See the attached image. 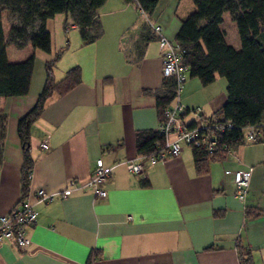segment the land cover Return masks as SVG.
I'll return each mask as SVG.
<instances>
[{
	"label": "crops",
	"instance_id": "1",
	"mask_svg": "<svg viewBox=\"0 0 264 264\" xmlns=\"http://www.w3.org/2000/svg\"><path fill=\"white\" fill-rule=\"evenodd\" d=\"M193 11L192 0H158L146 18L175 42L181 21ZM60 17L63 39L58 47L54 17L47 22L49 54L26 45L16 47L25 55L14 52L11 61L6 48L10 62L34 55V64L28 94L0 97V111L7 115L0 215L29 194L37 216L26 227L30 245L19 249L11 240L3 241L0 264H242L241 255L251 264H264V143L231 148L226 158L210 162L204 174L197 172L192 150L184 144L179 157L146 163L143 177L130 173L126 163L138 159L135 133L155 130L159 122L155 95L163 80L157 36L136 4L123 0H106L99 8L101 35L91 43H83L77 28L66 31L65 22H72ZM226 17L222 25L232 21ZM222 30L226 42L239 49L237 31L231 32L230 43ZM59 51L53 82L73 67L80 68L81 80L64 94L53 93L31 126L28 154L33 165L24 196L17 125L37 104L45 65ZM181 102L213 118L226 102V82L217 76L203 86L186 71ZM42 143L47 151L40 149ZM98 159L111 168L102 186L105 197L95 198L90 188L78 184L65 199H34L38 189L63 191L70 179L85 184ZM247 168L251 181L241 202L235 197L233 174ZM245 208L251 212L248 217Z\"/></svg>",
	"mask_w": 264,
	"mask_h": 264
},
{
	"label": "trees",
	"instance_id": "2",
	"mask_svg": "<svg viewBox=\"0 0 264 264\" xmlns=\"http://www.w3.org/2000/svg\"><path fill=\"white\" fill-rule=\"evenodd\" d=\"M106 0H0V97L28 94L34 55L23 61L8 60L9 44L22 49L30 45L33 50L49 54L51 35L47 22L57 14H64L72 22L83 43H91L101 35L97 20L98 10ZM136 1L146 15L156 8L158 0ZM194 11L181 21L175 43L184 49L183 64L190 77L197 78L203 86L211 84L217 76L226 82V102L210 118L218 124L230 123L231 128L216 133L218 148L208 152L191 148L194 165L199 174L208 171V164L226 158L221 151L224 145L231 148L243 144L244 128L264 121V0H192ZM228 13L235 24L240 42L234 49L225 40L221 28L223 15ZM7 14L9 30L5 35L3 15ZM68 25V24H67ZM65 25V26H67ZM61 51L46 63L45 85L35 107L17 125L24 155L22 191L25 196L30 183L33 162L28 154L32 124L43 111L46 100L53 94H64L80 83L79 67L69 69L64 78L54 83L51 75ZM174 97V82H163L162 90L155 95L159 120L163 110ZM7 115L0 111V164L5 139ZM162 134L155 130L135 133V148L139 156L156 153ZM255 143H264L263 137ZM245 215H251L245 208ZM242 264H251L241 255Z\"/></svg>",
	"mask_w": 264,
	"mask_h": 264
},
{
	"label": "built area",
	"instance_id": "3",
	"mask_svg": "<svg viewBox=\"0 0 264 264\" xmlns=\"http://www.w3.org/2000/svg\"><path fill=\"white\" fill-rule=\"evenodd\" d=\"M136 6L139 13L146 18V14L137 1ZM146 21L158 39L162 80L163 82L169 80L174 82V97L170 105L163 110L162 118L156 128L163 136L162 143H157L159 150L154 154L139 156L137 162L126 163V168L130 173L142 177L146 163L154 164L170 156L179 157L182 152V144L190 148H201L208 152L217 149L216 133L231 128L230 123L222 125L205 117L201 108L188 110L184 106L181 102V92L186 80V68L183 64L184 49L170 41L164 35L161 26L151 24L147 18ZM73 28L76 27L67 25L65 30ZM243 130V143H255L264 135V121L257 125L247 126ZM39 147L43 151L49 149L46 143L40 144ZM221 151L228 156L231 154V147L224 145ZM110 175L111 168L105 166L102 159H98L85 184L78 183L76 179H70L63 191L59 193L38 189L33 196L40 202L50 203L57 195L63 199L67 198L70 191L79 184L80 187L90 188L95 198H103L106 196V191L102 186ZM250 181V168L234 172L233 183L237 200L244 202L249 191ZM29 196L31 195L28 194L21 204L8 214L0 215V245L5 240H11L19 249H25L30 245V240L26 236V227L35 223L37 212L34 210ZM127 219L130 220V217Z\"/></svg>",
	"mask_w": 264,
	"mask_h": 264
},
{
	"label": "rangeland",
	"instance_id": "4",
	"mask_svg": "<svg viewBox=\"0 0 264 264\" xmlns=\"http://www.w3.org/2000/svg\"><path fill=\"white\" fill-rule=\"evenodd\" d=\"M226 18H229V14L228 13H226ZM55 18V19H54ZM53 18V20L51 21L52 23V29H54L55 28V31H56V34H55V42H54V44H56L57 45V43H61L62 42V39H63V37H62V33L60 32V30H59V21H60V19L59 18H61L60 17V14H57L55 17ZM62 22V21H61ZM229 22H232V21H230V19H226V21H225V23L222 25V29H225L227 32H228V42H232L231 41V32H234L233 34H235V25H234V23L232 22L231 24L232 25H229L230 23ZM71 25L72 23H70V21H67V22H65V25ZM63 24H61V27H62V29H63V26H62ZM8 27H9V24H8V18H7V14H4L3 15V28H4V32H5V35H7L8 34ZM66 28V26H64V29ZM69 30H71V29H69ZM28 47V50L29 49H31V47H30V45H28L27 46ZM57 47H58V45H57ZM17 50V48H16V46L15 45H13V44H9L8 46H7V52H8V56H9V59L11 60V61H13L14 60V58H13V53L15 52L17 55H25V51H22V52H17L16 51Z\"/></svg>",
	"mask_w": 264,
	"mask_h": 264
}]
</instances>
